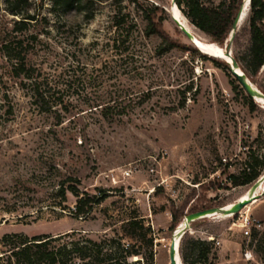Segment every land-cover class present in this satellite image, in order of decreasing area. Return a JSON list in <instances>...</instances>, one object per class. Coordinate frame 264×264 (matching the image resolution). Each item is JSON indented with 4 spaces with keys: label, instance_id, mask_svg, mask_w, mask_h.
<instances>
[{
    "label": "rangeland",
    "instance_id": "374dc122",
    "mask_svg": "<svg viewBox=\"0 0 264 264\" xmlns=\"http://www.w3.org/2000/svg\"><path fill=\"white\" fill-rule=\"evenodd\" d=\"M27 1L15 8L35 19L14 31L23 15L0 0V48L9 43L13 54L26 56L33 74L32 80L14 77L13 62L0 51V256L10 248L7 235L74 231L55 242L76 249L66 264H107L95 261L97 250L112 253L111 264H170L173 209L186 214L241 200L255 182L235 185L229 176L241 177L251 164L259 181L264 177V104L252 98V110L229 71L200 53L217 55L194 46L168 11L165 30L198 51L157 52L161 39L145 35L142 6L167 10L172 0H80V10L67 11L54 10L53 0ZM202 1L217 6L225 0ZM248 9L230 41L240 58L250 45ZM248 79L264 94V66ZM35 81L51 109L35 102ZM68 179L81 195L105 190L108 196L86 216H74L78 198L58 193ZM260 196L248 212L264 220V192ZM133 215L145 218L137 239L122 227ZM238 216L192 222L181 240L188 262L197 259L191 239L200 238L211 242L214 264H264V228L246 236L233 225ZM133 247L141 254L125 257ZM14 261L5 255L0 264Z\"/></svg>",
    "mask_w": 264,
    "mask_h": 264
},
{
    "label": "trees",
    "instance_id": "16d2710c",
    "mask_svg": "<svg viewBox=\"0 0 264 264\" xmlns=\"http://www.w3.org/2000/svg\"><path fill=\"white\" fill-rule=\"evenodd\" d=\"M24 1L26 7L29 6L27 0H7L8 4L11 6L8 8L12 14L23 15L24 20L15 22L14 31H19L26 29L27 23L34 20V16L31 14H22L15 6ZM243 0H225L217 6H209L202 0H175L178 8L182 14L189 20V22L203 32L213 43H217L223 46L230 37L231 28L238 11L241 8ZM12 3V4H11ZM141 16L146 22L145 35L151 36L156 35L161 39V43L157 48L159 54H163L170 49H192L193 51H198L196 48L187 46L178 39H174L164 28V22L168 19L169 14L165 7L161 4L148 3L146 6H142ZM54 10L63 9L64 11L75 9H81L80 0H53ZM125 16L116 17L115 26L117 28L121 27L125 23ZM135 25V24H133ZM249 26H250V45L247 49V54L244 58H240L237 55H233L234 58L239 63L240 68L245 73V75L254 79L261 68L264 66V0H251L250 1V15H249ZM179 29V27H177ZM180 30V29H179ZM181 31V30H180ZM19 43V42H18ZM17 43V44H18ZM0 51L4 57H7L12 64L11 74L16 78H22L23 80H32L33 74L32 69L27 66L26 56H20L18 54H13V48L10 47L9 43H3L1 45ZM200 53V52H199ZM204 58L210 59L216 66L224 67L229 71L231 77V83L234 89H239L240 85L238 80L230 72L229 66L222 58H216L213 56H207L206 54L200 53ZM25 85V82H23ZM34 97L35 102L41 106H46L44 109H51L50 97L42 91L39 83L35 81L34 83ZM249 100L250 108L253 110L254 102L252 97L247 96ZM106 109H111V107H106ZM107 115V114H106ZM258 164L257 158H255ZM252 168H247L241 177L234 174L229 176L231 182L235 185H247L255 182L261 173L255 170L254 165ZM264 165V163H263ZM75 180L68 179V185L65 186L64 183L59 188V195L62 199H66V193L71 192L74 196L78 198L77 204L73 211L74 216H86L90 213L94 206L101 204L108 196L107 191L100 190L99 194L81 195L76 184L72 183ZM210 207H202L198 209L192 207L188 212L184 213V208L181 211L172 210L171 211V225L170 229L174 231L177 226L182 222L184 216L191 212L202 210ZM143 219L139 215H133L128 217L122 223L124 232L130 235L132 238H139V230L143 228ZM1 223V221H0ZM146 231H151L148 226L145 228ZM74 232V231H73ZM68 232L63 235H39L34 237H27L23 235H7L4 237V242L10 247L5 255L11 260L15 259L14 264H66V256L68 253L76 251L73 246H68L66 244L62 246L55 245V242L59 241L63 236L68 235ZM192 251L196 253V261L193 263L188 262V255L184 247L180 246V255L183 260V264H214L213 260L209 258L210 247L208 246L211 242L202 240L200 238L191 239ZM149 246H153L154 240L151 237L147 241ZM96 246V244H95ZM85 248H81L84 250ZM125 257L140 255L141 253L133 248H126ZM3 255V256H5ZM112 253L103 254L97 250L95 251L93 257L95 261H100L101 263H112ZM0 256V259L1 257ZM84 256V254H83ZM214 253L213 258H216ZM150 257L153 258V253L151 252ZM107 263V264H108Z\"/></svg>",
    "mask_w": 264,
    "mask_h": 264
},
{
    "label": "water",
    "instance_id": "95a60500",
    "mask_svg": "<svg viewBox=\"0 0 264 264\" xmlns=\"http://www.w3.org/2000/svg\"><path fill=\"white\" fill-rule=\"evenodd\" d=\"M173 4L176 8H178L177 4L175 3V0H172ZM250 1L248 0V7L250 11ZM246 8V0H243L241 4V8L238 11L235 20L233 22L232 28H231V35L228 39L227 44L224 45L225 49V56L229 59L226 60V63L229 66L230 72L234 75V77L238 80L239 84L241 87L246 91L247 95L255 98V96H263L264 94L258 90L256 87L253 86L251 81L248 79V77L245 75V73L242 71V69L239 66V63L237 60L234 58L232 50H231V43L230 41L234 37L235 32L238 30L240 27V22L242 18V13L244 9ZM167 11L170 13V10L167 9ZM180 11V10H179ZM181 12V11H180ZM173 20L176 22L178 25L179 29L187 36V38L190 41H194V38L192 34L182 25L180 20L172 15ZM216 58H218L216 56ZM259 180H257L251 187V189H254L257 185ZM249 200H241L233 203V206L229 209H225L224 207H210V208H205L202 210H198L195 212H191L186 215L185 217V225L184 227L179 231L176 232V229L173 231L171 241L168 246V258H169V263L170 264H183L181 255H180V245H181V240L183 236L186 234V232L190 229L191 223L201 219L208 217L209 214H214V213H221V214H236L239 212L241 209H243L245 206L249 204ZM177 239V241H176Z\"/></svg>",
    "mask_w": 264,
    "mask_h": 264
},
{
    "label": "bare ground",
    "instance_id": "6f19581e",
    "mask_svg": "<svg viewBox=\"0 0 264 264\" xmlns=\"http://www.w3.org/2000/svg\"><path fill=\"white\" fill-rule=\"evenodd\" d=\"M247 9H248V0H246V8L244 9V11L242 13L241 21L245 15ZM169 10H170L171 16L174 14V16L180 20L182 25L192 34L194 41H191V43L194 46H196L199 50H201V48H203L204 50L208 51L209 53H211L213 55L220 56L223 58L224 61L229 60L225 56L224 46H218L217 44L210 42V41H207L202 36L198 35L196 33V29H195L194 25H192L188 21V19L182 14V12L179 11L180 9L176 8L173 3L170 5ZM213 57H216V56H213ZM255 98L258 102L264 104V97L263 96H255ZM259 180H260V178H259ZM263 192H264V177L261 179V181H259L257 183V185L254 189L249 188V191L243 196V198L241 200H249L250 205L248 204V207H250L251 204H255L258 202V199L260 198V194ZM241 200H238V201H241ZM232 206H233V203H230V204L225 205L224 208L229 209ZM229 215H231V214L214 213V214H209L208 217H212V216L227 217ZM184 220H185V218H184ZM184 225H185V221H182L177 226L176 232H179L184 227ZM176 241H177V239H176Z\"/></svg>",
    "mask_w": 264,
    "mask_h": 264
},
{
    "label": "built area",
    "instance_id": "2783aa9c",
    "mask_svg": "<svg viewBox=\"0 0 264 264\" xmlns=\"http://www.w3.org/2000/svg\"><path fill=\"white\" fill-rule=\"evenodd\" d=\"M126 175H129V172H126ZM259 178L257 180H259ZM248 208H249L248 205L245 206L243 209H241L236 214L234 213L231 214V217L234 218L235 216L239 214L236 220L234 219L233 225L239 226L240 228L244 230L243 232L246 236L251 237L253 230H255L256 232H259L264 228V220L252 217V215L249 214L248 212L249 211ZM247 255L248 254H246V257H248Z\"/></svg>",
    "mask_w": 264,
    "mask_h": 264
},
{
    "label": "crops",
    "instance_id": "0c3cea01",
    "mask_svg": "<svg viewBox=\"0 0 264 264\" xmlns=\"http://www.w3.org/2000/svg\"><path fill=\"white\" fill-rule=\"evenodd\" d=\"M260 197H261V196H260ZM258 200H260V198H259ZM251 205H253V204H251Z\"/></svg>",
    "mask_w": 264,
    "mask_h": 264
}]
</instances>
